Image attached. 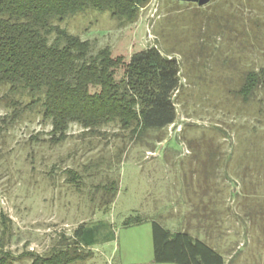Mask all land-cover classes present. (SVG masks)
I'll use <instances>...</instances> for the list:
<instances>
[{
	"label": "rangeland",
	"instance_id": "1",
	"mask_svg": "<svg viewBox=\"0 0 264 264\" xmlns=\"http://www.w3.org/2000/svg\"><path fill=\"white\" fill-rule=\"evenodd\" d=\"M60 25L125 60L150 46L174 57L177 118L153 148L113 125L90 135L71 124L65 141L50 144L49 123L33 111L3 130L1 249L13 264H30L27 252L45 255L80 223L98 222L102 239L80 246L90 255L71 264H175L153 261L151 221L188 232L226 264H264L263 95L244 103L233 94L245 71L264 67V0H149L126 25L96 10ZM69 168L81 175L77 187L66 180ZM108 179L116 194L100 206L96 186ZM138 216L141 223L124 224Z\"/></svg>",
	"mask_w": 264,
	"mask_h": 264
},
{
	"label": "trees",
	"instance_id": "2",
	"mask_svg": "<svg viewBox=\"0 0 264 264\" xmlns=\"http://www.w3.org/2000/svg\"><path fill=\"white\" fill-rule=\"evenodd\" d=\"M148 1L0 0V87L5 89L2 97L7 106L0 114V133L33 111L49 123V136L43 140L54 145L66 140L71 124L90 135L105 133L103 127L113 125L126 132L131 142L143 141L149 148L162 141L164 129L177 118L174 97L180 85L178 61L154 46L137 49L125 60L122 55H112L109 46L97 49L94 41L60 25L85 10L107 11L126 25L137 19L139 8ZM260 91L263 98L258 99L263 102L264 67L245 71L233 94L247 103ZM65 173L68 182L80 185V174L71 168ZM96 187L103 191L100 206L113 201L116 180L108 179ZM7 220L0 214V264L15 260L1 249ZM141 222L138 216L124 224ZM103 227L102 222L92 227L80 223L71 238L61 236L59 245L45 255L27 252L26 256L31 258L30 264H71L90 255L80 246L102 239ZM151 232L154 262L226 264L218 250L186 231H172L151 221Z\"/></svg>",
	"mask_w": 264,
	"mask_h": 264
},
{
	"label": "built area",
	"instance_id": "3",
	"mask_svg": "<svg viewBox=\"0 0 264 264\" xmlns=\"http://www.w3.org/2000/svg\"><path fill=\"white\" fill-rule=\"evenodd\" d=\"M171 126H173V124H171L168 128L170 129ZM154 153H155V152H153V151H148L146 155H147V156H149V155H154Z\"/></svg>",
	"mask_w": 264,
	"mask_h": 264
}]
</instances>
